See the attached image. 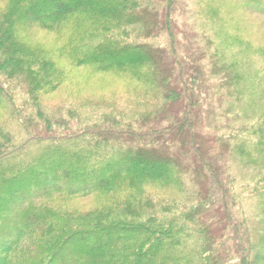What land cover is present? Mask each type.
Masks as SVG:
<instances>
[{
  "label": "trees",
  "instance_id": "trees-1",
  "mask_svg": "<svg viewBox=\"0 0 264 264\" xmlns=\"http://www.w3.org/2000/svg\"><path fill=\"white\" fill-rule=\"evenodd\" d=\"M5 1L0 104L16 110L19 86L34 103L29 114L16 118L20 123L36 118L42 126L36 121L28 127L34 129L17 146L0 140V163L23 158L0 171V264H176L172 255L189 241L184 264L192 258L194 264H264V236L253 240L254 228L241 210L244 197L227 165L236 136L258 135L257 145L264 146V121L226 136L209 133L214 146L203 149L206 133L198 116L212 103L209 70L206 53L186 37L181 1ZM246 1L249 8L264 10V0ZM21 14L61 41L60 63L54 53L33 52L17 38L15 19ZM74 16L88 19L77 28L79 37L87 33L83 44L93 38L76 58L65 48V30ZM132 27L135 36L129 35ZM121 28L128 32L126 40L107 36ZM254 54L264 60V47ZM67 57L99 79L112 73L136 82L142 97L155 94L153 105L122 119L105 116L109 119L92 126L74 128L75 121L71 128L49 131L46 122L52 119L42 114L39 101L63 86L61 62ZM224 66L219 68L226 72ZM24 102L27 110L30 100ZM32 143L47 144L42 158H31ZM258 182L264 183V176L255 183L264 202V185ZM167 186L180 198L168 201L156 194ZM88 200V208L72 206Z\"/></svg>",
  "mask_w": 264,
  "mask_h": 264
},
{
  "label": "rangeland",
  "instance_id": "rangeland-1",
  "mask_svg": "<svg viewBox=\"0 0 264 264\" xmlns=\"http://www.w3.org/2000/svg\"><path fill=\"white\" fill-rule=\"evenodd\" d=\"M180 1L184 7V26L188 35L186 37L188 40L191 39V42L197 43L198 48L206 53L204 64L209 70L207 75L211 86L212 103L198 116L201 130L206 133L201 137L205 150L206 147L214 146L211 134L226 136L232 129L257 126L264 121V60L254 54L255 49L264 47V10L249 8L250 2L247 3L246 0ZM7 5L5 0H0V11ZM27 18V15L21 14L15 19L17 38L33 52L38 53L41 50L54 53L60 63L63 59L57 50L63 45L61 41L59 43L55 34L40 28L39 24ZM86 19V17H80V20L75 16L71 17L70 24L65 30L67 31L65 48L68 49L70 57L81 56L83 47L89 46L87 44L93 40L90 38L87 44H83L87 33L79 37L77 28L85 27L86 22H83ZM129 29V35L135 36L136 28ZM127 33L121 28L119 31L108 33L107 36L110 37L112 34L113 40L117 39L121 42L128 38ZM64 39L65 36L62 40ZM64 61L61 62L66 72L63 86L53 95L42 94L43 97L39 101L42 114L52 119L46 122L47 127H51L49 131L55 129V132H59L60 128L56 127L60 125L71 128L75 121L74 128L92 126L109 119L105 116H119L122 119L123 116L138 113L153 105L155 94L150 97V94L145 92L147 97H142L143 88L141 89L134 81L132 85L129 84L127 77H113L110 76L112 73H109L105 78L99 79L96 77L97 74L92 75L94 73L86 68L84 70L75 68L73 64L75 61L72 59L69 60L67 57L65 64ZM220 65H226L224 67L228 70L222 71ZM20 79L27 83V80ZM19 89L20 87L17 86L14 90L16 96L13 105L17 107L16 110L11 108L12 104L5 101L0 104V140L8 138L11 147L27 141L28 132L34 129L28 127L35 126L36 121L38 127L42 126V122L36 118L24 120L22 123L18 121L17 118L24 116L23 112L30 113L31 102L34 103L25 91ZM26 100H30V104H27L28 108L24 110L23 103H26L24 102ZM20 107L23 110H20ZM8 110L12 112V117ZM260 140L258 135L236 136L230 144L227 163L229 176L238 185L244 197L241 210L248 220L247 226L254 228V233L251 231L253 240L264 236V202L259 192L255 190V183L264 176V146L257 145ZM46 145V143L30 144L29 149L33 154L31 158L33 160L42 158L43 155L39 153ZM1 147L5 149L4 145ZM20 160L23 158L1 162L0 171L21 162ZM258 183L264 185L263 182ZM158 189L156 194L165 196L168 201L180 198L181 194L176 188L167 186L165 190L162 187ZM91 205L92 200H88L85 204L78 202L72 206L88 208ZM74 241L78 246L79 240ZM189 249L190 241L185 242L183 249L172 255L176 264H184V259L191 254ZM62 256L65 257V254L62 253ZM190 263L194 264L193 258Z\"/></svg>",
  "mask_w": 264,
  "mask_h": 264
}]
</instances>
